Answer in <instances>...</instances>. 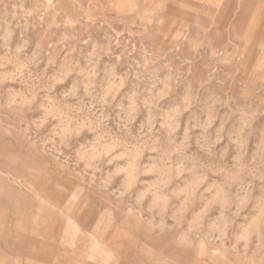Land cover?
Here are the masks:
<instances>
[{
  "label": "rangeland",
  "instance_id": "rangeland-1",
  "mask_svg": "<svg viewBox=\"0 0 264 264\" xmlns=\"http://www.w3.org/2000/svg\"><path fill=\"white\" fill-rule=\"evenodd\" d=\"M0 264H264V0H0Z\"/></svg>",
  "mask_w": 264,
  "mask_h": 264
}]
</instances>
